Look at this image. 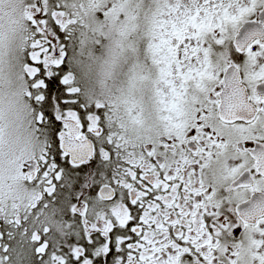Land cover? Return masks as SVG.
I'll return each mask as SVG.
<instances>
[{"label":"snow or ice","instance_id":"1","mask_svg":"<svg viewBox=\"0 0 264 264\" xmlns=\"http://www.w3.org/2000/svg\"><path fill=\"white\" fill-rule=\"evenodd\" d=\"M0 264H264V0H0Z\"/></svg>","mask_w":264,"mask_h":264}]
</instances>
